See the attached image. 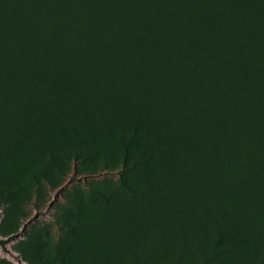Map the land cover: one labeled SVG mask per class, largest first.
I'll return each mask as SVG.
<instances>
[{
    "label": "rangeland",
    "instance_id": "1",
    "mask_svg": "<svg viewBox=\"0 0 264 264\" xmlns=\"http://www.w3.org/2000/svg\"><path fill=\"white\" fill-rule=\"evenodd\" d=\"M258 164L264 0H0V264H264Z\"/></svg>",
    "mask_w": 264,
    "mask_h": 264
},
{
    "label": "trees",
    "instance_id": "2",
    "mask_svg": "<svg viewBox=\"0 0 264 264\" xmlns=\"http://www.w3.org/2000/svg\"><path fill=\"white\" fill-rule=\"evenodd\" d=\"M43 70L45 71V72H48V70H49V68H47V67H44L43 68ZM254 164H252V166H253ZM259 165V164H258ZM257 165V166H258ZM261 168H264V165L263 166H261V165H259ZM261 168L259 169V167H257V169H256V173H258V172H260V170H261ZM262 171V170H261ZM185 177L187 178V180H193V176H192V174L191 173H189V174H185ZM224 179H226V180H228V181H230L231 179L232 180H235V177L234 176H224L223 174L221 175V178H220V180H224ZM261 179V178H260ZM0 242L2 243L3 242V240L2 239H0Z\"/></svg>",
    "mask_w": 264,
    "mask_h": 264
}]
</instances>
